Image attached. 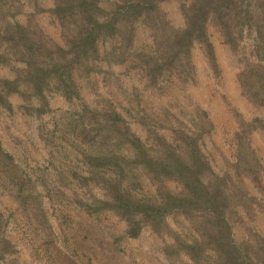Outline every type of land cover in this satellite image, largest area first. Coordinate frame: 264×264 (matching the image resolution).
Returning <instances> with one entry per match:
<instances>
[{
  "label": "trees",
  "instance_id": "16d2710c",
  "mask_svg": "<svg viewBox=\"0 0 264 264\" xmlns=\"http://www.w3.org/2000/svg\"><path fill=\"white\" fill-rule=\"evenodd\" d=\"M104 1L53 0L44 8L34 0L29 9L23 0H0V67L13 73L0 75V113L40 117L56 96L68 105L41 131L46 152L32 166L0 139V183L46 243L57 232L45 198L63 216L64 206L95 222L106 214L120 222L111 240L91 229L102 247L119 249L124 236L147 228L162 240L170 264H264V233L253 222L257 213L264 216V163L250 138L253 129H264V116L234 108L235 125L221 131L224 152L212 141L216 128L207 109L188 96L198 79L196 46L207 74L220 77L211 25L238 56L240 93L252 106L264 105V0H178L179 23L163 0ZM43 10L60 40L39 23ZM94 72L120 99L84 95ZM206 139L218 150V168ZM10 214L0 209V264L17 261L10 256L17 251Z\"/></svg>",
  "mask_w": 264,
  "mask_h": 264
},
{
  "label": "rangeland",
  "instance_id": "374dc122",
  "mask_svg": "<svg viewBox=\"0 0 264 264\" xmlns=\"http://www.w3.org/2000/svg\"><path fill=\"white\" fill-rule=\"evenodd\" d=\"M29 9H34V0H23ZM44 8L52 5L53 0H37ZM106 3V0L104 1ZM160 6L166 11L167 16L174 23L181 22L178 12V0H163ZM24 20V15H19ZM37 19L46 32L55 39L60 40L59 27L52 20L47 10L38 11ZM208 32L214 44V53L220 69V77L214 79L206 71V60L198 46L192 51V59L197 71V83L190 85L188 92L193 96L202 107L208 111L210 119L213 121L216 132L212 136V141L216 142L218 148L227 151L222 130L231 128L235 125L234 111L238 109L244 116L251 115L264 116L263 106H252L250 102L240 93V86L237 79L239 70L238 56L234 54L228 45L221 41V38L209 25ZM103 63V61H101ZM0 75L12 76V71L8 67H0ZM93 89L83 87V93L87 98L93 94L98 96H110L120 99L118 93L109 87L102 78L101 72H94ZM95 93H94V92ZM166 96V95H163ZM14 103L19 102L15 95L11 96ZM124 102L125 100L122 99ZM67 102L56 96L51 99L50 111L35 117L15 110L12 113L3 111L0 113V139L2 145L9 150L15 158H18L27 167L32 166L41 155L46 152L42 130L47 131L51 128V121L58 119L67 109ZM128 118L130 117L124 112ZM130 119V118H129ZM47 120L42 129V123ZM134 130L141 132L140 125L130 120ZM252 145L257 149L264 163V129H253L250 132ZM211 153L213 164L216 168L220 162L218 150L211 144V139H206ZM8 188L0 183V209L10 212L9 224L7 229L12 237L17 241L16 252L10 256L16 257V264H170L162 255V240L154 236L149 229L141 230L137 237L124 236L120 241L119 249H112L109 246L102 247L97 241L92 240L91 229L94 227L101 234L106 232L111 240V231H116L122 227L121 223L112 216L105 215L103 220L95 222L92 217L85 213L77 212L75 208H62L67 212L63 216L56 207L46 199L49 218L51 219L57 237L52 244L43 240L41 232L35 224L30 222L27 215L21 209L17 199L8 192ZM256 227L264 233V216L257 213L253 219ZM171 224L175 227L176 223L171 219ZM97 234V233H96ZM235 237H240V227L234 226ZM62 246L61 251H57Z\"/></svg>",
  "mask_w": 264,
  "mask_h": 264
},
{
  "label": "water",
  "instance_id": "95a60500",
  "mask_svg": "<svg viewBox=\"0 0 264 264\" xmlns=\"http://www.w3.org/2000/svg\"><path fill=\"white\" fill-rule=\"evenodd\" d=\"M188 96L191 98V99H194L192 95H190V93L188 92ZM233 233H234V228L232 229Z\"/></svg>",
  "mask_w": 264,
  "mask_h": 264
}]
</instances>
